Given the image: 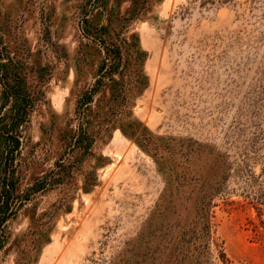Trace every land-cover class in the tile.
Masks as SVG:
<instances>
[{"label":"rangeland","instance_id":"rangeland-1","mask_svg":"<svg viewBox=\"0 0 264 264\" xmlns=\"http://www.w3.org/2000/svg\"><path fill=\"white\" fill-rule=\"evenodd\" d=\"M1 183L0 264H264V0H0Z\"/></svg>","mask_w":264,"mask_h":264},{"label":"trees","instance_id":"trees-1","mask_svg":"<svg viewBox=\"0 0 264 264\" xmlns=\"http://www.w3.org/2000/svg\"><path fill=\"white\" fill-rule=\"evenodd\" d=\"M11 189V188H10ZM14 191L7 190L5 184H0V235L4 233L7 220L17 213L19 203L14 200ZM221 257L225 264H230L225 253L221 252Z\"/></svg>","mask_w":264,"mask_h":264}]
</instances>
